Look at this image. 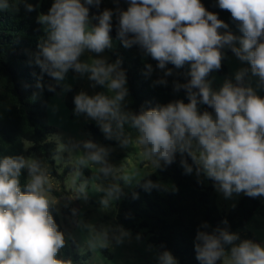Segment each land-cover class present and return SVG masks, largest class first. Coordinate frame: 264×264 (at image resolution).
<instances>
[{"label":"clouds","instance_id":"obj_1","mask_svg":"<svg viewBox=\"0 0 264 264\" xmlns=\"http://www.w3.org/2000/svg\"><path fill=\"white\" fill-rule=\"evenodd\" d=\"M127 2L126 10L115 9L118 38L125 48L139 46L157 61L161 70L169 63L177 69L190 63L191 79L174 84V90L186 91L188 103L177 100L147 110L142 108L139 113L125 110L128 89L121 62L108 63L99 56L111 47L109 33L114 11L105 9L96 17V25L89 20L86 5L98 7L101 0H54L48 13L38 17V22L45 26L47 39L38 45L35 63L57 83L64 81L71 69L81 75L88 73L93 87H106L111 94L89 95L84 91L76 94L74 114H86L97 123L106 139L117 141L121 148L130 143L125 125L134 129L136 142L156 169L171 165L179 153L186 174H192L195 166L197 177L203 174L213 180L225 197L234 193L264 197V98L244 86L248 69L235 74L236 84L225 80L218 91L206 80L211 71L221 68L224 58L221 49L228 47L240 61L248 62L251 74L264 83V0H218V7L229 12L238 24L241 37L230 31L221 34L218 30L227 29L228 25L208 11L201 0ZM9 7V0H0V9ZM25 8L33 10L30 4H25ZM85 51L96 53L98 58L91 63L81 62ZM146 68V74L153 71L151 64ZM169 75L172 69L165 71V76ZM156 83L167 81L161 78ZM42 87L38 81L37 88ZM48 90L55 88L49 85ZM198 104L212 108L214 115L200 112ZM80 146L83 156L76 161V174L81 175L80 168L92 162L99 165L100 175L112 178L113 182L101 188L104 192L101 204L108 208L123 194L116 181L122 179L129 184L131 180L127 176L118 177L117 169L108 163L111 149L91 139L65 148L78 151ZM185 154L191 158V164ZM22 169L28 171L23 191ZM49 175L44 163L35 158L0 159V264H72L70 260L57 258L65 239L51 214L58 201L51 195L53 185ZM87 184L83 181L75 187L76 198L87 200ZM142 187L151 191L159 185L149 179ZM133 198H138V194L133 193ZM84 227L89 228L90 249L108 247L110 240L120 244L130 236L122 227L99 233H93L88 225ZM201 228H209L208 223ZM238 240V234L227 228L198 230L194 241L196 259L200 264H264V246L248 239L236 243ZM158 264L177 261L164 250L158 254Z\"/></svg>","mask_w":264,"mask_h":264},{"label":"trees","instance_id":"obj_2","mask_svg":"<svg viewBox=\"0 0 264 264\" xmlns=\"http://www.w3.org/2000/svg\"><path fill=\"white\" fill-rule=\"evenodd\" d=\"M53 2L54 0H9L10 7L0 9V159L5 156L35 158L42 161L50 175L54 176L57 172L55 157L58 149L53 139L55 129L48 122L47 107L60 86L47 73H42L35 63V54L40 51L38 45L47 39V33L41 30L38 17L47 14ZM201 3L228 25L227 29L218 30L221 34L230 31L237 37L243 35L231 14L218 7V0H201ZM25 4L32 5L33 10L27 11ZM86 6L89 8L92 25L98 24L96 17L105 9L114 11L109 35L117 44L111 56L114 61L121 62L120 67L125 72L128 93L132 99V112L139 113L142 108L147 110L158 104L166 105L177 100L189 102L186 91L174 90V84H184L191 79L190 63L179 69L169 63L161 70L157 67V61L139 46L125 48L118 38L115 9L126 10L127 0H101L98 7ZM149 64L153 71L146 74V65ZM167 69H172V75L165 76ZM213 72L214 70L208 74L207 81H210ZM218 72L220 75L226 74V66L221 65ZM161 78L167 83H156ZM38 81L43 85L42 88H37ZM49 85L54 86L55 91H49ZM262 87L261 97L264 98V83ZM72 103L73 92L70 91L67 104L71 106ZM198 110L214 114V110L204 104H198ZM93 132L92 141H99V131L95 129ZM101 138L106 141L103 136ZM184 158L192 163L186 154ZM180 160L178 153L171 165L156 169L140 179L117 203L114 220L127 231H146L148 240L157 250L169 251L177 264H200L194 248L197 231L211 232L216 228H227L234 233L244 227L261 207V203L259 197L252 198L243 194L234 207L226 212L221 211L216 203L217 194L212 182L207 183L208 178L203 174L197 177L195 166L192 174H186ZM80 173L81 181L91 176L87 167H81ZM149 179L157 183L159 188L145 191L142 185ZM27 181L28 171L22 169V191ZM133 193H137L138 198L134 199ZM51 214L65 239L56 205L52 207ZM225 220L227 224L223 223ZM205 222L209 225L207 229L201 228ZM76 249L74 240L65 239L57 258L70 260L72 264H88L90 252L79 253Z\"/></svg>","mask_w":264,"mask_h":264},{"label":"rangeland","instance_id":"obj_3","mask_svg":"<svg viewBox=\"0 0 264 264\" xmlns=\"http://www.w3.org/2000/svg\"><path fill=\"white\" fill-rule=\"evenodd\" d=\"M41 30L46 32L43 24H41ZM116 44L117 41L111 38V47L105 49L99 56L106 58L108 63H114L111 52L114 51ZM237 46H239L238 43ZM222 52L224 58L221 65L226 66L227 73L220 75L218 70H214L209 81L212 89L218 91L225 80H230L233 83L235 74L240 69H248L243 81L244 86L253 88L256 94L261 97L262 82L257 76L251 74L250 64L240 61L228 47L223 48ZM95 58H98L96 53L85 51L80 57V61L91 63L92 59ZM88 77V73L81 75L70 69L66 74L65 80L58 83L60 90L55 96L50 98L47 107L48 122L55 129L53 139L56 141L58 149V154L55 157L56 175H49L50 182L53 185L51 195L58 201L56 207L64 228L65 239L67 241L74 240L77 244L76 251L79 253L90 252L88 264H158V254L160 252L148 240L149 235L144 230H139L136 233L126 230L130 233V236L120 244H117L115 240H110L108 247H97L95 249L88 247L89 228L84 227V225L90 226L93 233L120 227L114 220V210L117 203L140 179L156 170L148 158L144 156L141 146L136 142L134 129L125 125V132L130 135V143L127 148H121L117 141L106 139L97 123L87 117L86 114H81L80 116L74 114V96L79 92L84 91L89 95L97 93L111 94L108 93L107 88L104 86L96 85L93 87L94 82L89 80ZM65 86L69 87L66 89ZM125 86L128 89L127 83ZM70 91L73 92V103L71 106L67 104ZM131 104L132 99L128 93L124 102L126 111L132 112ZM95 129L100 133L99 141L95 143L111 149L107 159L108 163L117 169V176H127L131 180L129 184H125L122 179L116 181L120 184L123 194L118 200L112 201L108 208H104L101 204V200L104 197V192L101 191V188L107 187L109 183L113 182L112 178H104L99 174V165L89 162L87 168L90 169L91 176L83 180L88 182V198L87 200L76 198L75 187H78L83 182L76 174V161L83 156V149L82 146L79 147L78 151H69L65 148L66 145L71 148L79 141L92 140ZM101 136L106 141H103ZM210 182H212L217 194V206L223 212L234 207L244 194L234 193L231 197H225L222 192L217 190L215 182L207 179V183ZM259 199L261 207L243 228L234 232L239 236V240L236 243L248 239L264 246V197H259ZM111 234L110 232V238ZM137 236H139V239H137ZM227 248H230V246H226Z\"/></svg>","mask_w":264,"mask_h":264}]
</instances>
